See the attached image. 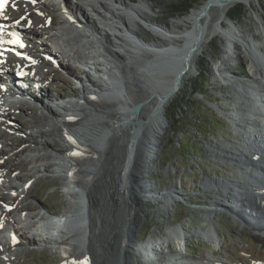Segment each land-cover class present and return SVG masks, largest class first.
Instances as JSON below:
<instances>
[{"label":"bare ground","instance_id":"6f19581e","mask_svg":"<svg viewBox=\"0 0 264 264\" xmlns=\"http://www.w3.org/2000/svg\"><path fill=\"white\" fill-rule=\"evenodd\" d=\"M240 1L242 0H206L205 4L198 9L195 8L183 20L184 29H170L155 25L152 19L150 20L141 15V12L139 13L137 10V5L135 6L129 0H77V3L81 5V13L83 8V10L90 11L93 18L96 17L101 21V23L96 22V24L93 22L92 24L86 15L79 17L75 14L71 9L72 3L69 1L64 3L65 7L63 9L67 10L65 15L72 19L70 18L65 22L52 20L46 26L43 24L44 29L39 33L41 35L31 29H25L28 34L34 37L40 36L38 38L40 41L46 40V42L56 45L63 71L71 73V69L67 70L71 59L82 63L84 76L75 79H78L81 83L83 82L85 86L82 93L84 96L80 98L81 102L79 100L78 103L74 101L75 104L72 105L73 108L71 109L60 106L64 113L61 120L52 111L53 104H59L57 100L46 96L43 101V108L46 111L44 112L45 116L52 120H59L62 124L59 130L61 135L73 138V140L64 144L63 149H53L52 152L55 155H52L49 151L52 149L51 143L45 140L42 144V148L45 150L44 157L53 158L59 171L65 169V171H60L63 174L58 177L67 180L71 175V183L73 182L76 185L69 189L72 202H70L71 205L69 204L66 214L59 217L47 212L42 215L38 214L36 218H33L39 208H31L25 205L11 208L14 204L10 201L1 202V205L6 208L5 212L9 215L5 222L13 225L17 231H27L25 245L31 248L30 250L33 251L36 247H44L41 250L53 248L60 252V264H73V262L75 264H89L88 258H96L100 255H98L100 250H104L107 244L104 237H100L103 228L101 223L103 215L100 212L99 203L102 200L99 196L103 195L100 194V190H96L95 182L93 183L96 178V168L101 161L94 159L92 150L99 149L98 146L100 145H102V152L108 160L114 161L115 177L113 182L115 183L111 185V188H117L125 196L124 201L130 198H135L136 201V209L132 208L133 205L130 202L127 204L131 216L129 222L123 226L124 230L119 233L118 239L121 241L120 259L123 263L130 264L131 253L135 251H138L141 257L147 255L149 257L147 261L153 263L154 260L151 257L164 254L166 249L172 252L173 250L170 249L172 244L180 247L188 244L187 232L185 233L181 227L171 230V233L168 234L169 237L164 242L157 240L156 245L152 241L136 244L132 233L139 217V210L137 209V204L140 203L138 190L141 192L144 187L140 186L139 174L148 170L152 171L153 166L149 162L156 159V154L158 155V152L162 149V138L168 127V108L181 92L185 81L197 70L198 60H200L210 41L217 36L227 40L230 47L235 49L238 44H244L241 51L250 54L249 69L253 79H249L251 80L249 83H243L242 81L236 83V78L224 75L222 69H217L218 76L216 78L223 79L228 83V86L233 88L237 100L242 101L244 105L250 108L252 116L264 118V52L261 49V42L257 41L255 37L245 38L241 29L227 19L228 11ZM140 2L143 3H141L143 6L146 3L145 0ZM39 3L42 2L39 1ZM108 3L110 4L108 5ZM111 3L117 5V8L119 7L118 9L122 11L124 7L129 10V12H125L132 22L134 20L136 23L139 20L137 22L139 24L143 21L140 25L155 34L153 36L155 41H147L138 31L131 28L134 25L126 22L127 20L119 12H115L114 7L110 6ZM143 6H140V8ZM147 6L149 7V5ZM151 10H153V6H151ZM214 11H217L219 16L212 14ZM22 14L23 12L14 13L10 18V22L23 30L24 28L15 22V20L23 17ZM67 16L65 19H67ZM72 20L78 24H75ZM224 21L228 22L229 27H224ZM262 21L261 18V26L257 28L258 31L264 30ZM34 23L39 24L42 21L34 17ZM79 29H83L84 33L77 34ZM94 31L100 32L103 51L100 49L95 57L89 58L90 53L87 57L85 44ZM55 33L59 34L56 38ZM63 37L67 40L63 46H60ZM95 42L96 40L91 38L90 50L95 48ZM87 60L94 74L86 64ZM103 60L105 64H102ZM47 66L50 65L41 61L39 69L35 73H29V76L36 82H41L43 78L39 72L47 69ZM2 71L5 76L13 75L10 71V63L4 66ZM56 72L57 70H52L54 76H56ZM96 79H99L100 85H97ZM235 84H237L236 87ZM224 85L226 84L224 83ZM75 88L79 89L80 87L75 86ZM97 90L99 92L95 93ZM45 105L50 106L45 108ZM0 112V119H4L0 121V126L18 135L20 127L6 117L3 106L0 108ZM255 123L253 122V124ZM0 133L1 144H5L9 150L14 149L13 152L17 151L15 158L18 155L21 156L23 151L18 150L19 148L12 142L10 139L12 135L10 133ZM29 138L34 142L35 138L32 135ZM22 141L23 139H20L19 143ZM113 145H116L115 149H113ZM137 145L138 149L136 150ZM242 148H244V151L247 149L246 147ZM77 150H80L82 154L74 156L73 153ZM216 150L217 157L227 159L228 161L225 162L230 165L234 164L236 168H239L240 164L243 165L245 159L253 157L252 154H245L246 152L237 147H219ZM2 152L4 153V150L1 149ZM247 152H249L248 149ZM33 153L30 152L31 155ZM106 157L104 158L105 162ZM108 162L110 165V161ZM262 164H264V160ZM6 165L5 167L0 163V188L2 190L13 188V185L6 180L2 181V179H5V171H12V173L17 171L15 164L6 162ZM255 165L260 171L264 172V167L261 168L260 163ZM244 166L249 167L250 163ZM78 167H80L79 171ZM38 169V173L44 172L41 171L39 165ZM225 179L226 182H221L219 186L222 202L219 201L221 200L219 197L218 200H213L211 206L214 208H227V210L233 212L234 216L236 215L235 219L239 224H244V226H248L255 232L264 233V195H262L264 175L260 177L252 174V176H246L245 179L235 181L232 178ZM133 180H137V184H135L136 181L133 183ZM138 180L140 183H138ZM251 180H262V187H258ZM23 184L26 185V188ZM23 184L21 189H25L20 191L24 203L31 192H27L25 195L24 191L29 189L27 186L28 181L24 180ZM104 187L106 190L110 189L105 184ZM169 189L172 193L162 195L165 201L164 206L167 208L172 202L178 201L172 195L174 193L173 189ZM157 194L159 193H155V195ZM127 195H130V198H127ZM248 209H251L250 214ZM29 211L34 212V216L29 214ZM13 213L18 218H27L24 222H16V220L10 218ZM38 218L39 220H36ZM210 234L213 235L212 232ZM97 245L100 249L96 247ZM83 248L84 250H82ZM3 252L4 250L0 248V257H2ZM15 263L16 261L13 260L10 264Z\"/></svg>","mask_w":264,"mask_h":264},{"label":"rangeland","instance_id":"374dc122","mask_svg":"<svg viewBox=\"0 0 264 264\" xmlns=\"http://www.w3.org/2000/svg\"><path fill=\"white\" fill-rule=\"evenodd\" d=\"M63 1L64 3L70 1L72 3V11L79 17L86 15L90 23H101L100 19L92 17L93 15L90 11L83 10L82 8L83 15L81 13V5L77 3V0ZM129 1L135 6L137 5L138 12H141L140 14L146 18L152 19L155 25H161L163 28L170 29H184L183 20H185L195 8H200V6L206 2V0H145L146 3L143 6L141 5V0ZM109 4L110 3H108V5ZM147 5H149V7ZM110 6L112 8L114 7V11L119 12L124 19L127 20L126 22L133 24L134 26L130 25L131 28L138 31L147 41H155L153 37L155 34L147 31L148 28L146 29L140 25L143 21L139 24L137 23L139 20H137L136 23L134 20V23L131 21L127 13L124 12H129V10L125 9L122 11L118 9L119 7L117 8V5L114 3H111ZM140 6L143 7L140 8ZM151 6H153V10H151ZM41 8L46 14L51 13V16L54 15V11L51 8ZM232 8L227 13V19L241 29L245 38L250 39L255 37L257 41H260L261 49L264 52V30H257V28L261 26V18L264 24V0H242ZM239 10L242 11L234 13ZM212 14L219 16L217 11H214ZM27 15H29V12ZM66 16L67 15H64V18L58 16L54 19L58 22H65ZM22 18L17 20H20L18 24L24 28L25 25L24 21H21ZM232 19H235V21ZM43 22L44 21H42V23ZM28 25H31L30 22ZM223 25L226 28L229 27L227 21H224ZM35 28L36 30L34 28L31 30L39 34L38 31L40 28L38 26H35ZM102 28L107 31L104 26H102ZM24 29L27 30V28ZM98 33L100 32L98 31ZM38 38H40V36H38ZM242 47H244V44L241 43L238 44L236 49L230 47L228 41L219 36L210 41L205 52L200 57V60H198L197 70L185 81L181 92L168 108V127L162 138V149L158 152V155L156 154V159L149 162L151 166H153L152 171L148 170L144 172L143 177L151 179V186L155 190L154 193L160 194V191L156 192L157 188H172L174 191L172 195L178 201L175 203L172 202L169 208H167L164 206L165 201L161 194H158V196L154 194L155 197L152 196L154 199L151 201L143 197L140 190L135 186L139 193L138 200H140V203L137 204V209L139 210L138 222L132 233L136 244L152 241V243L156 245L157 240L164 242L169 237L168 234L171 233V230L181 227L185 233L187 232L186 235L188 239L187 245L179 246V249L183 248V255L175 253L174 255L170 253L164 255L166 252H169V250L166 249L164 254L156 255V257L153 255V257H151L154 260L152 263L147 261L149 258L147 255L141 257L138 254L139 252L135 251L131 253L130 264H255V262L264 264V233L255 232L248 226L239 224L235 219L236 215L232 217L229 210H220L222 208L218 209L212 207L213 200H218L216 198V193L213 192L210 194L203 191V188L206 186L211 188L213 185V188L216 189L218 187V189L221 190L219 186L221 182H226L225 178H232L233 181L242 180L240 168H236L234 164H227L225 161L228 160L225 158H223L225 159L223 160L217 157L216 148H248L249 143L256 141L261 135L259 134L261 124L259 122L253 124L248 114V111H251L250 108L244 105L242 101L237 100V95H235L233 88L228 86L227 82L223 81V79L219 80L216 78L218 76L217 69H222L224 75L235 77L236 83H238L237 81L249 83V81H251L249 79H253L249 69L250 54L241 51ZM68 68L67 70L71 69V74L76 78L84 76L83 70L78 74V71H76L74 67H70L69 64ZM20 71L21 69L19 68L17 72ZM46 71L47 69L42 72L45 73ZM46 77L48 79L47 83L50 84L48 89H52L54 93L49 95V97L56 99L59 103L53 104L52 111H54V114L61 120V116L64 115V113L60 109V106H66L69 109L73 108L72 105L75 104L73 100L77 97L79 98L83 92L77 91L78 89L75 88V84L71 83L70 76L64 74V72L60 71L56 76L50 72H46ZM97 83V85H100L99 80H97ZM224 83L227 86L224 87ZM236 85L237 84H235V87ZM87 88L88 86L86 89ZM198 92L202 93V95ZM191 98L195 100L191 101ZM55 106L56 110H54ZM20 109L21 108L14 112V115L19 117L22 128L18 131V135L13 134L19 140H24L19 145V149L28 142L31 149L34 147L38 149L36 145H42L43 142L47 140L52 145V149L49 151L52 155H55V153L52 152L53 149H63L65 146L64 144L68 143L66 141L67 138L60 135V129L57 127V125L60 124L59 120H50L45 114H42V110L39 107L36 110L27 108ZM4 110L6 112L5 107ZM6 117L20 126L18 119L8 117L7 113ZM260 118L264 120L263 117ZM32 121V125L42 126L37 133L30 128V123ZM255 125L257 126L255 127ZM51 126H56L57 129ZM0 127V132L3 133L6 131L5 127ZM26 131L27 133L25 134ZM28 133L34 134L32 135L35 138L34 142L30 138L28 140ZM250 134L255 135L252 137ZM11 138L12 137H10V139ZM0 141L2 142V139ZM113 146V149H115L116 145ZM98 147L99 149L92 150L94 159L101 161L100 165L96 168V178L93 180V183L95 182L96 190H100V194L103 195L99 196L102 199L99 203L100 212L103 215L101 217L103 228L100 237H104L107 245H105L104 250H100L98 253V255H100L98 257L88 258V261L90 262L89 264H124L120 259L121 241L118 238L119 233L124 230L123 226L129 222L131 216L127 204L130 202L133 205L132 208L136 209V201L135 198H130V195H127V198L130 199H126L127 202L124 201L125 196H123L117 188H111V185L115 183L113 182V178L115 177L114 161L108 160L104 152H102V145ZM1 148H4V146L0 145V154L2 155L4 153H1ZM137 149L138 145L136 146V150ZM13 150L14 149L10 151L13 152ZM38 150L40 151L41 158L37 164L41 167V171L44 172H42L43 174L39 172L42 174V177L39 174L35 184H32V187L28 186L29 189L24 191L25 195L27 192H31L26 198V202L23 203L22 200V202L19 201L16 203L15 200L0 196V207L1 202L10 201L14 204L11 208L18 205H20V207L25 205L31 208H39V211L35 212V216L34 212L29 211V214L34 216L33 218H36L38 214L42 215L47 212L54 216L62 217L66 214V211L71 205L70 202H72V200L70 199L69 189L74 187L73 185L75 184H73V182L71 183V175L67 180L63 177H55V175L63 174L60 171H65V169L59 171V169H57L58 166L55 165L56 161L53 158L49 159L48 157H44L45 150L43 148ZM241 150L244 151V148ZM16 152L17 151H15V153ZM244 152L247 154V149ZM13 154L14 153L11 154L12 160L10 162H14L13 164L18 167L17 171L19 170L21 172L20 178H22V181H19L20 187L22 182L26 180L22 171L25 170L28 162L20 155H18L20 157L18 161L17 158H13ZM105 157L107 158L106 162L104 159ZM1 160L2 158H0V161ZM107 160L110 161V165ZM57 171H59V173H57ZM7 172L8 171H5V173ZM4 177L6 179V174ZM26 181H28L29 184L30 179ZM134 182L137 184V180H133V183ZM93 183L91 184L93 185ZM138 183H140L139 180ZM104 184L110 189L106 190ZM92 185L90 186L92 187ZM25 188L20 190H24ZM179 188L180 191L178 193L177 191ZM104 190H106V192L102 193ZM168 191L171 192V189ZM193 192L195 196L192 195ZM21 194L22 192L20 193V198L23 197ZM220 194L221 193H218L219 197L221 196ZM196 196H201V198H203V200H200V204L209 205L212 207V210L209 207L205 211L203 208H199L200 204L195 205L193 197ZM160 198L161 200H159ZM220 199L219 201L222 202L221 197ZM142 200L144 201L143 203ZM5 210L0 212V217L9 216ZM12 215H14V213L10 215V218ZM12 219L16 220L15 218ZM17 221L18 220H16V222ZM210 232H212L213 235H211ZM97 239L101 241V239ZM1 242L4 245L6 244L5 240H1ZM98 246L99 245L96 247L99 248ZM42 248L44 247H36L32 251L30 250L31 248L26 245L19 247L18 250L15 251L16 254H13V256H16L14 258V261H16L15 264H60L61 255L58 251L53 248L41 250ZM176 248V244H172L170 249L176 252ZM185 249L191 254H186ZM82 250H84V248ZM187 255H189V257ZM158 257H160V260ZM157 258L158 262H156ZM175 258H179L181 261L178 262Z\"/></svg>","mask_w":264,"mask_h":264},{"label":"water","instance_id":"95a60500","mask_svg":"<svg viewBox=\"0 0 264 264\" xmlns=\"http://www.w3.org/2000/svg\"><path fill=\"white\" fill-rule=\"evenodd\" d=\"M200 27V26H199ZM201 28V27H200ZM139 178H140V181H141V184H140V186H144L143 187V190L141 191L142 193H141V195L143 196V197H146L147 199H149V200H152V199H154V198H152V196H154L155 197V193H154V189L152 188V186H151V179L150 178H144L143 177V173H141V174H139ZM217 189V191H218V193H220V190H218V188H216ZM157 191V190H156ZM160 191V193H161V195H163V194H170V192L167 190V188L166 189H162V190H158V192ZM150 192H153L152 194L150 193ZM151 194V195H150ZM221 195V194H220ZM157 196H158V194H157ZM222 196V195H221ZM144 201L142 200V203H143ZM210 206L209 205H204L203 207H201V208H204V209H207V208H209ZM210 208H212V207H210ZM219 209V208H218ZM220 210H226V211H228L227 210V208H223V209H220ZM232 215V214H231ZM158 256V255H157ZM156 257V256H155Z\"/></svg>","mask_w":264,"mask_h":264},{"label":"trees","instance_id":"16d2710c","mask_svg":"<svg viewBox=\"0 0 264 264\" xmlns=\"http://www.w3.org/2000/svg\"><path fill=\"white\" fill-rule=\"evenodd\" d=\"M242 10H239V11H237V12H234V13H239V12H241ZM233 21H235V19H232ZM239 70V69H238ZM198 93H200V92H198ZM201 95H202V93H200ZM203 95H206V94H203ZM206 98H208V97H206ZM209 99V98H208ZM191 101H194L195 99H193V98H191L190 99ZM193 199H194V204L195 205H197V204H200V200H203V198H201V196L200 197H193ZM191 254V253H190Z\"/></svg>","mask_w":264,"mask_h":264},{"label":"snow or ice","instance_id":"6c2138e0","mask_svg":"<svg viewBox=\"0 0 264 264\" xmlns=\"http://www.w3.org/2000/svg\"><path fill=\"white\" fill-rule=\"evenodd\" d=\"M33 2H35V0H33ZM2 8H3V0H0V10H2ZM22 19H23V18H22ZM17 23H19V21H17ZM11 35L16 36L15 33H12ZM12 42H14V43H18L19 41H18V40H14V41H12ZM21 47H23L22 44H21ZM73 264H75V262H73Z\"/></svg>","mask_w":264,"mask_h":264}]
</instances>
